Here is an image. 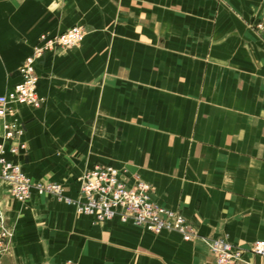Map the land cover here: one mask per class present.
<instances>
[{"label":"crops","instance_id":"1","mask_svg":"<svg viewBox=\"0 0 264 264\" xmlns=\"http://www.w3.org/2000/svg\"><path fill=\"white\" fill-rule=\"evenodd\" d=\"M262 16L264 0H0V96L42 35L86 30L36 63L44 102L13 105L24 135L7 146L26 147L7 158L73 200L83 173L114 167L198 231L185 241L98 223L52 195L14 200L1 184L12 239L0 264H215L205 238L264 240Z\"/></svg>","mask_w":264,"mask_h":264},{"label":"built area","instance_id":"2","mask_svg":"<svg viewBox=\"0 0 264 264\" xmlns=\"http://www.w3.org/2000/svg\"><path fill=\"white\" fill-rule=\"evenodd\" d=\"M255 30L264 32V16L253 24ZM86 35L82 26H74L61 34L42 35L19 69L21 80L12 90L0 96V119H4L3 141H0V185H7L8 195L17 201L26 202L31 194L52 195L68 203H74L76 212L91 216L98 223L119 219L132 223L153 233L177 232L185 241L198 237L195 225L180 211L162 206L152 199L150 184L137 179L130 186L121 177L120 171L110 166H95L79 177L81 200H73L64 195L57 183L32 181L19 163L7 158V154H19L25 149L24 143L7 146V142L24 135V126L15 119L13 105H25L38 109L44 99L38 93L36 63L47 53L58 48L78 47ZM7 118H10L7 120ZM12 231L7 222L4 207L0 201V259L9 252ZM215 264H259L251 258H264V240H258L243 247L230 243L226 238L204 239Z\"/></svg>","mask_w":264,"mask_h":264},{"label":"rangeland","instance_id":"3","mask_svg":"<svg viewBox=\"0 0 264 264\" xmlns=\"http://www.w3.org/2000/svg\"><path fill=\"white\" fill-rule=\"evenodd\" d=\"M257 31V30H256ZM259 32V31H258Z\"/></svg>","mask_w":264,"mask_h":264}]
</instances>
